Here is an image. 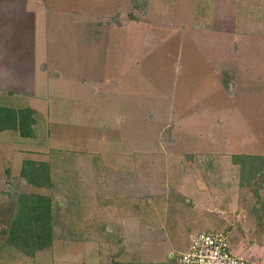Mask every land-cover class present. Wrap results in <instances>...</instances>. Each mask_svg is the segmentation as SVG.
Returning a JSON list of instances; mask_svg holds the SVG:
<instances>
[{
  "label": "rangeland",
  "instance_id": "obj_1",
  "mask_svg": "<svg viewBox=\"0 0 264 264\" xmlns=\"http://www.w3.org/2000/svg\"><path fill=\"white\" fill-rule=\"evenodd\" d=\"M42 1L46 79L0 92V109L35 119L33 137L0 130V264H96L95 251L108 262L165 241L176 253L201 230L259 255L264 160L242 185L232 155L264 154V0ZM24 160L49 182L28 183ZM20 194L52 201L55 241L32 256L6 241Z\"/></svg>",
  "mask_w": 264,
  "mask_h": 264
},
{
  "label": "crops",
  "instance_id": "obj_2",
  "mask_svg": "<svg viewBox=\"0 0 264 264\" xmlns=\"http://www.w3.org/2000/svg\"><path fill=\"white\" fill-rule=\"evenodd\" d=\"M46 7L42 0H0V92L26 95L24 92L38 86L39 75L46 79L49 64L41 57L38 65L39 25L41 21H47L50 12ZM178 251L172 252L165 241L142 245L139 253L127 250L123 254L112 255L114 261L108 262L103 260L102 251H95L94 260L96 264H177L174 256ZM258 252L259 255L253 253L254 257L250 255V250L238 254L264 264V248L261 247ZM126 256L127 259H124ZM81 261L82 264H89L83 256Z\"/></svg>",
  "mask_w": 264,
  "mask_h": 264
},
{
  "label": "trees",
  "instance_id": "obj_3",
  "mask_svg": "<svg viewBox=\"0 0 264 264\" xmlns=\"http://www.w3.org/2000/svg\"><path fill=\"white\" fill-rule=\"evenodd\" d=\"M34 110L29 107L0 109V130L17 131L22 137H33ZM264 156L235 154L232 162L240 167V184L247 183L243 175L259 173L258 160ZM22 177L30 184L41 186L49 182L48 166L44 162L24 160ZM250 184V183H249ZM52 201L50 197L40 194H20L17 199L16 212L5 231L6 241L28 256L34 255L52 245L55 239L53 230Z\"/></svg>",
  "mask_w": 264,
  "mask_h": 264
},
{
  "label": "built area",
  "instance_id": "obj_4",
  "mask_svg": "<svg viewBox=\"0 0 264 264\" xmlns=\"http://www.w3.org/2000/svg\"><path fill=\"white\" fill-rule=\"evenodd\" d=\"M175 257L178 264H259L236 254L223 230L194 232L185 250Z\"/></svg>",
  "mask_w": 264,
  "mask_h": 264
}]
</instances>
